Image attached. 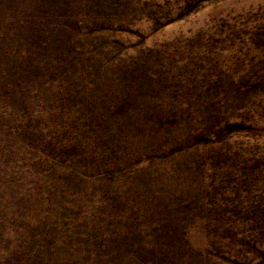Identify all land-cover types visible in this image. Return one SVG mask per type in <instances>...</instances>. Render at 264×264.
<instances>
[{"label":"rangeland","instance_id":"1","mask_svg":"<svg viewBox=\"0 0 264 264\" xmlns=\"http://www.w3.org/2000/svg\"><path fill=\"white\" fill-rule=\"evenodd\" d=\"M264 264V0H0V264Z\"/></svg>","mask_w":264,"mask_h":264},{"label":"trees","instance_id":"2","mask_svg":"<svg viewBox=\"0 0 264 264\" xmlns=\"http://www.w3.org/2000/svg\"><path fill=\"white\" fill-rule=\"evenodd\" d=\"M13 261H14V260H9V259H7V262H9L10 264H14ZM20 264H22V263H20ZM23 264H24V263H23Z\"/></svg>","mask_w":264,"mask_h":264}]
</instances>
